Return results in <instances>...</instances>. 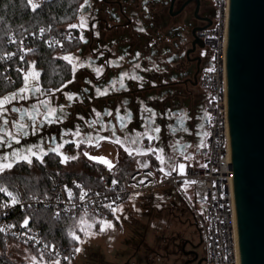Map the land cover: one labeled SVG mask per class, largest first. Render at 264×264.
I'll return each instance as SVG.
<instances>
[{"label":"flooded vegetation","instance_id":"af4514ba","mask_svg":"<svg viewBox=\"0 0 264 264\" xmlns=\"http://www.w3.org/2000/svg\"><path fill=\"white\" fill-rule=\"evenodd\" d=\"M216 15L212 0H80L72 24L79 25L83 17L87 27L83 32L75 28L76 47L66 55L78 57L91 67H78L73 73L64 55L61 58L68 64L70 76L53 86L45 84L41 70L34 66L40 73L39 87L45 94L29 93L27 100L12 101L5 106L9 110L12 107L30 109L38 101L48 99L52 106L64 107L65 119L62 123L48 124L40 123L42 117L38 116L36 133L32 134L29 128V135L20 137V144L13 143L12 148L0 146V155L10 153L13 148L23 150L37 144L47 151L53 146V137L59 144L63 133L74 132L76 126H79L80 136L70 134L64 139L77 143L84 140V143L79 148L75 143H67L60 149L62 156L74 159L61 162V155L49 152L43 164L33 159L32 165L21 162L8 171L64 166L86 168L87 163L97 165L99 162L84 153L96 157L104 148L117 151L121 158H132L135 155H128L111 139L96 138L112 137L115 132V136L124 141L126 134L143 132L148 124L152 128L160 127L161 131L154 134L159 138L151 142L142 139L139 147L144 150L157 148L163 149V154H183L187 147L195 145L199 151H207L204 133H207L205 123L209 118L210 91L204 86L202 76L212 65V50L201 30L211 26ZM95 68L102 69L99 76ZM125 72L142 79L125 78V88L119 85L111 88V81L118 80ZM23 86L24 79L0 94V99L18 93ZM97 87L108 88V93L98 96ZM67 95L74 99L68 100ZM146 108L151 112H146ZM118 117H124L126 127L123 130ZM6 118L9 121L18 119L19 113L8 111ZM92 121L97 123L93 125ZM89 136L94 138L91 142L87 140ZM174 243L175 250L184 257L176 260V264H203L194 238L187 237L181 243L175 239Z\"/></svg>","mask_w":264,"mask_h":264},{"label":"built area","instance_id":"2783aa9c","mask_svg":"<svg viewBox=\"0 0 264 264\" xmlns=\"http://www.w3.org/2000/svg\"><path fill=\"white\" fill-rule=\"evenodd\" d=\"M217 9L214 23L201 30L202 37L212 50V65L203 72L202 81L210 91L209 118L205 123L207 130V151L199 165H186L185 174L172 172L165 175L156 156L149 155L147 167H138L122 174L121 162L112 164L111 170L102 165L99 174L103 186H93L79 178L66 179L60 170L46 169L50 179V188L46 194H26L25 189L17 184L12 191L18 194L20 203L7 208L0 207V234L26 243L40 252L56 256L65 263L70 252L67 247L48 243L40 228L28 224L22 227L24 212L31 208H50L55 217H76L87 210L101 219H108L112 213L105 205L119 207L134 192L151 190L173 185L181 193L191 191L202 209L194 208L205 243L203 264H241L237 205L232 167L231 136L228 109L227 84V44L230 16V0H212ZM73 24L62 25L57 29L39 26L35 29L12 33L9 37L11 49L0 55V63L10 82L16 80V73H25L29 68L25 62H33V49L37 41L56 49V55H63L68 44L74 43L76 29ZM12 41H15L13 43ZM14 63L7 64L5 59ZM23 56V60L20 57ZM113 181H116L113 184ZM143 181V183H141ZM188 181L189 183H185ZM69 190L72 193L69 199ZM83 201L80 200L84 194ZM185 196L187 194L185 193ZM9 198L0 193V205ZM114 202V203H113ZM59 213V215H57ZM31 237V239H30ZM48 245V248H45ZM67 257V259H65Z\"/></svg>","mask_w":264,"mask_h":264},{"label":"water","instance_id":"95a60500","mask_svg":"<svg viewBox=\"0 0 264 264\" xmlns=\"http://www.w3.org/2000/svg\"><path fill=\"white\" fill-rule=\"evenodd\" d=\"M227 84L241 264H264V0H230Z\"/></svg>","mask_w":264,"mask_h":264},{"label":"rangeland","instance_id":"374dc122","mask_svg":"<svg viewBox=\"0 0 264 264\" xmlns=\"http://www.w3.org/2000/svg\"><path fill=\"white\" fill-rule=\"evenodd\" d=\"M200 156H202L201 153ZM96 157L112 162L116 155L114 152L104 151ZM179 163L186 166L188 162L182 159ZM86 166L92 170V173L99 172L100 167L97 165L87 163ZM70 168V166L60 167L62 170ZM23 170L37 177L41 174L45 176L46 172L44 169L18 168L16 171L6 170L0 176ZM72 172L82 175L84 168H77ZM0 185L11 190L14 188L7 184L0 183ZM164 188L166 189V187H160L159 191L134 192L119 206L122 209L117 213L119 219L112 215L105 220L112 222L114 227L103 233L99 232V225L92 229L95 235L89 236L80 232L77 223L84 213L76 216L73 219L71 232L75 230L81 237V242L74 241V244L64 246L70 252V257L65 263L56 256L45 253L41 260V252L38 249L15 239L7 241L5 251L13 260L25 264H33L31 260L33 256L37 258L38 264H53L55 260H59L60 264H176V260L184 257L175 250L176 248H172L174 239L181 243L183 239L189 237L194 238L200 254L204 257L205 243L200 220L194 211V208L202 209V205L196 202L193 193L187 189L185 193L188 197L178 189L162 193ZM88 217L101 219L94 214H88ZM76 247L81 248L79 253L75 251ZM93 260L96 262L93 263Z\"/></svg>","mask_w":264,"mask_h":264},{"label":"snow or ice","instance_id":"6c2138e0","mask_svg":"<svg viewBox=\"0 0 264 264\" xmlns=\"http://www.w3.org/2000/svg\"><path fill=\"white\" fill-rule=\"evenodd\" d=\"M29 3L32 6L33 10H36L40 5L37 3H33L32 0H29ZM70 28H79L83 32V30L87 27L86 20L82 17L81 22L79 25L73 24L69 26ZM83 35H81V39H83ZM15 43V41H12ZM14 54H9L5 59H10L11 56ZM21 60H23V56L20 57ZM65 61H67L70 65H72L73 73L76 72L77 68H83V67H91V64H84L80 61L78 57L66 55L63 57ZM136 67H139V65H136ZM94 71L96 72L97 76H99L102 73L101 68H95ZM39 76L40 73L38 71L34 70V65L30 66L29 70L24 73V86L19 89L18 93H15L11 96H7L4 99H0V146H6L8 148H12L13 143L20 144L21 139L20 137H27L29 135V128L32 130V134H35L38 128L37 123V117H42L40 123H48V124H55V123H62L65 119V113H64V107L60 106L59 108L52 106L51 101L48 99L40 100L37 104H34L31 106V108H16L12 107L10 110L6 108L5 106L7 104L12 103V101L16 100H27L29 98V93L32 95H36L37 93L44 95L45 93L42 92L41 88L39 87ZM125 78H129L132 80H141L142 77L132 75L130 76L127 72L123 73L118 80H113L110 83V87L115 89L117 85H119L121 88H125L124 80ZM71 83V81H69ZM59 91V89H58ZM108 93V88L101 89L99 87L96 88V94L99 95H106ZM68 100L74 99L72 95H67ZM41 109L43 111L41 112ZM8 111H11L12 113H19V118L14 119L12 121H9L6 118V113ZM146 112H151V109H145ZM97 117L100 116V113H96ZM154 116L155 114L152 113ZM118 119L121 122V129L123 130L124 127H126V124L124 122V117H118ZM151 119V118H149ZM30 122V123H29ZM182 122V121H181ZM93 125L97 123V121L91 122ZM9 124H11V128H9ZM14 129V131H13ZM161 131L160 127L152 128L151 124H148L145 126V131L143 132H136L134 135H125L124 141H121L120 137L115 136V132H113L112 137H97L96 139L99 140H106L111 139L114 143L121 145V147L124 149V151L128 155H147V154H153L156 156V159L160 161V164L162 167L159 169L161 172H163L166 176L171 175L172 172H177L180 175H184L185 172V164L183 163H175L172 162L170 159L165 160L164 157L160 154L163 153V149H157V148H149L147 150H144L139 147L142 139L147 138L149 142L153 141L154 139H158V136H155L154 134L159 133ZM72 135L73 137H79L80 136V129L79 126H76V130L72 132L71 130H67L63 133V135L60 137L61 143L56 144L55 140L56 137L52 138L53 146L49 147L47 151H45L39 144L37 145H31L25 147L23 150L21 149H12L10 153H5L0 155V174H3L6 170H11L15 165L23 162L28 165L33 164V159L36 161H39L41 164L44 163V156H46L49 152H54L57 155H61L60 149L63 148L64 144L67 143H75L76 147L79 148L80 144L84 143V140H81L79 143H77L75 140H65L64 137L68 135ZM204 135H207V133H204ZM93 137L89 136L87 137L88 142H91ZM179 144V142H177ZM201 146H203L201 144ZM85 156H88L91 160H96L100 163H103L109 167V170L113 167L111 163L103 158L98 157H92L89 156L87 152L84 153ZM75 157H66L62 156L61 162H64L68 159H74ZM185 159H190V157H185ZM163 165H167L168 171H165V168ZM143 167H147V164H143ZM116 181H113V184H115ZM143 183V181H141ZM185 183H189L188 181H185ZM0 193H3L9 198V201L0 205V207L7 208L9 206H15L20 203V199L18 194L13 193L12 191H9L8 187L0 185ZM69 199H71L72 193L69 190ZM86 193L81 194L80 200L83 201L85 198ZM138 195V194H137ZM114 203V202H113ZM107 207L113 216H116L117 219L119 217L117 216L118 212H121L122 209L119 207H114L112 204L105 205ZM59 215V213H57ZM29 224L28 218H25L22 224V227L27 228ZM96 225H99V232L103 233L109 229H112L114 227L113 223L110 221H105L103 219H94L88 217L87 210H85L84 214L79 217L77 228L80 232L84 233L85 235H95L92 231L96 227ZM4 229H0V231H3ZM70 236L72 239H74L77 243L81 242V237L76 234V231H72L70 233ZM31 239V237H30ZM48 245H45V248H48ZM75 251L79 253L81 251L80 247H76ZM44 253L41 252L40 259L43 260ZM67 259V257L65 258ZM31 260L33 264H38L37 258L35 256L31 257ZM53 264H60L59 260L53 261Z\"/></svg>","mask_w":264,"mask_h":264},{"label":"trees","instance_id":"16d2710c","mask_svg":"<svg viewBox=\"0 0 264 264\" xmlns=\"http://www.w3.org/2000/svg\"><path fill=\"white\" fill-rule=\"evenodd\" d=\"M32 2L40 6L33 10L29 0H0V55L10 51L9 37L12 33H20L42 25L57 29L62 25L71 24L77 17L80 4V0H32ZM75 47L76 43L68 44L64 54ZM32 54L34 56V66L41 70L45 84L57 86L70 76L68 64L60 56L56 55L55 48L46 45L45 42L37 41ZM6 62L12 65L14 60L10 59L6 60ZM25 66L30 68L32 66L31 61L25 62ZM4 69V63H0V94L13 88L16 83L23 79L24 75V73H16V80L10 82L3 71ZM121 164L122 174L134 170L131 162L126 159H123ZM101 166L97 164V167ZM51 169L62 171L66 179L75 177L84 180L88 185L103 186L98 171L92 173V170L89 169V172L86 171L80 175L60 168ZM41 175L37 177L23 170L3 177L0 176V183L14 188L19 184L28 195H43L50 188V179L46 172L45 176ZM163 187H166V190L169 191L177 190L173 185H165ZM24 215L28 218L30 224L41 229L42 235L48 243L57 244L61 247L75 243L70 233L74 223L73 219L76 217H55L52 210L47 207L28 209L24 212ZM9 239L12 238L6 239L0 234V264H25L24 262L13 260L5 251L6 243ZM174 242V247L171 246L172 248H175Z\"/></svg>","mask_w":264,"mask_h":264},{"label":"crops","instance_id":"0c3cea01","mask_svg":"<svg viewBox=\"0 0 264 264\" xmlns=\"http://www.w3.org/2000/svg\"><path fill=\"white\" fill-rule=\"evenodd\" d=\"M72 24V23H71ZM69 52L63 54V55H58L60 57L68 54ZM104 151H110V149L108 148H104L103 149V152ZM111 152H114L116 157H115V160H113L112 162H110L111 164L113 163H116V162H121L123 159L125 158H121L120 154L117 152V151H111ZM200 153L202 156H200ZM164 159L167 161V160H171L172 162H175V163H179L180 160H186L188 163L187 165H199L201 162H202V159L204 157V155L206 154V151L205 150H202V151H199V149H196V146L193 145L192 147H187L186 151L182 154V153H175V154H163V153H160ZM149 155H152V156H155L153 154H147V155H135L134 157L132 158H127L126 160L130 161L131 162V165L132 167L135 169V168H138V167H143L142 165L143 164H147L150 162V159H149ZM185 157H190V159H185ZM98 165H105L103 163H98ZM163 167L165 168V171H168V167L167 165H163ZM89 169L88 167L84 168V172H89ZM72 170H76V168H70L68 169V171H72ZM160 188H156V189H151L152 191H155V190H158L159 191ZM149 190V191H151ZM162 193H166V192H169V190H166L164 188V191H161Z\"/></svg>","mask_w":264,"mask_h":264}]
</instances>
